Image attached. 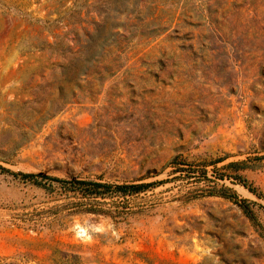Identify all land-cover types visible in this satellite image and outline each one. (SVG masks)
I'll return each mask as SVG.
<instances>
[{
	"label": "rangeland",
	"instance_id": "rangeland-1",
	"mask_svg": "<svg viewBox=\"0 0 264 264\" xmlns=\"http://www.w3.org/2000/svg\"><path fill=\"white\" fill-rule=\"evenodd\" d=\"M0 167L153 183L0 173V264H264V0H0Z\"/></svg>",
	"mask_w": 264,
	"mask_h": 264
},
{
	"label": "trees",
	"instance_id": "trees-1",
	"mask_svg": "<svg viewBox=\"0 0 264 264\" xmlns=\"http://www.w3.org/2000/svg\"><path fill=\"white\" fill-rule=\"evenodd\" d=\"M244 162L241 163H231L226 166V168H233L235 172H237V166H243ZM245 169L244 167H238V170ZM0 173L13 177L14 179H18L23 183H28L44 189L49 192L53 186H58L61 192L66 196H74L79 199L82 204H78V209L74 213H88L96 216H110V213L102 208L100 205V200H105L114 197H128L140 194L147 189L153 187V183L151 184H122V185H111L101 182L82 180L78 178H70V179H59L55 177H51L44 174H23V173H13L3 167H0ZM245 188L256 194L254 189H251L245 183H243ZM226 192V189L222 190ZM224 198L226 195H221ZM84 201H87L83 203ZM246 214L251 223L257 228V231L264 238V232L261 231L259 225L256 220L253 218L250 213L245 202H242V205L239 206Z\"/></svg>",
	"mask_w": 264,
	"mask_h": 264
}]
</instances>
